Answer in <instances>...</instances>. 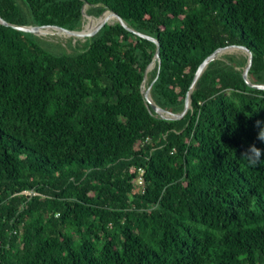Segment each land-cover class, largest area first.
Masks as SVG:
<instances>
[{"label": "trees", "instance_id": "obj_1", "mask_svg": "<svg viewBox=\"0 0 264 264\" xmlns=\"http://www.w3.org/2000/svg\"><path fill=\"white\" fill-rule=\"evenodd\" d=\"M87 5L92 32L115 23L83 51L0 23V264H264V161L242 157L264 160L248 56L213 61L186 116L163 119L142 92L157 45L110 12L159 41L151 96L180 114L220 48H248L264 84V0H0V16L82 38Z\"/></svg>", "mask_w": 264, "mask_h": 264}, {"label": "water", "instance_id": "obj_2", "mask_svg": "<svg viewBox=\"0 0 264 264\" xmlns=\"http://www.w3.org/2000/svg\"><path fill=\"white\" fill-rule=\"evenodd\" d=\"M112 13L115 15V17L117 18V22L120 23L121 25H123L125 28H127L128 30L136 33L137 35L145 38V39H148L154 43H156L157 45V51H156V54H155V57H154V60L152 62V64L147 68L146 70V74H145V78H144V81H143V84H142V92L144 94V97L146 99V102L148 103V105L159 115V117L163 118V119H167V120H180L182 118H184L186 116V114L192 109V93L199 81V79L201 78V76L203 75V73L205 72V70L208 68V66L215 60H218L223 52L225 50H228L230 48H236V49H240V50H243L245 51V53L247 54L248 56V63H247V66L244 68V73H243V77L244 79L246 80V82L248 83V85L254 89H257V90H264V84H253L251 81H250V78H249V72H250V69H251V66H252V63H253V54L251 53V51L244 47V46H237V45H233V46H228V47H225V48H220L218 50H216L211 56H209L202 64L201 66L199 67L196 75H195V78H194V81L191 85V88H190V91L187 95V98H186V102H185V108L183 110V112H181L180 114H175V113H171L169 111H166L164 110L163 108H161L160 106H158L152 96H151V89H152V85L147 89L146 88V82H147V78H148V75H149V71H150V68L153 64H161V56H160V43L157 39L153 38V37H150L146 34H143V33H140V32H137L135 31L134 29L130 28L126 22L115 12L112 11ZM86 14V8L83 10V16H85ZM0 23L5 25V26H10L16 30H19V31H23V32H28V33H32V34H35V35H40V30L41 29H44V28H56L58 30H60L61 32H66V33H69V34H73V33H80V31H70V30H67L65 28H62V27H58V26H18V25H12L8 22H6L1 16H0ZM106 24H110L109 22H105L103 24H101L94 32H92L91 34L88 35L89 38L93 37L96 33H98L101 28L106 25ZM114 24V23H113Z\"/></svg>", "mask_w": 264, "mask_h": 264}, {"label": "rangeland", "instance_id": "obj_3", "mask_svg": "<svg viewBox=\"0 0 264 264\" xmlns=\"http://www.w3.org/2000/svg\"><path fill=\"white\" fill-rule=\"evenodd\" d=\"M89 9V6L87 5L86 6V14L88 15V16H91V15H89L88 13H87V10ZM110 11V10H109ZM102 16V15H101ZM101 16H91V17H94V18H100ZM117 22V21H116ZM110 24H113V23H115V22H113V23H111V22H109ZM87 26H91V24H86ZM85 26V20H83V24H82V28H81V31H84V27ZM92 29V26H91V28L90 27H88V30H91ZM78 34H80V33H73L70 37L69 36H65V35H63V34H61V33H59V31L58 32H56V33H54V34H46V35H44V34H40L39 36L40 37H43V38H45V39H48L49 41H51V42H54V43H59V44H62V46L63 47H65L66 49H67V51L69 52V53H72L73 52V50L70 48V46H72L73 48H76V50L77 51H83L85 48H86V44H87V42L89 41V37H88V35L86 34V36L85 37H82V38H76V36L78 35ZM63 35V36H62ZM74 36V37H73ZM238 50H240V49H238ZM225 55H237V56H239V57H241V56H247V54L245 53V51H243V50H240V52H230V53H228V54H224V55H222V56H225ZM221 56V57H222ZM154 69H155V67H154ZM153 69V70H154ZM152 70V71H153ZM151 71V72H152ZM150 72V73H151ZM149 79H150V75H148V78H147V82H146V88L148 89L149 88Z\"/></svg>", "mask_w": 264, "mask_h": 264}, {"label": "clouds", "instance_id": "obj_4", "mask_svg": "<svg viewBox=\"0 0 264 264\" xmlns=\"http://www.w3.org/2000/svg\"><path fill=\"white\" fill-rule=\"evenodd\" d=\"M257 124H261V122H257ZM264 127L261 128V131L258 134V139L261 140L262 142H264ZM261 155L262 152L260 149H257L255 146H251L250 149L248 151H246L243 154V158H245L246 160H248L249 164L251 166H256L258 163H261L264 160H261Z\"/></svg>", "mask_w": 264, "mask_h": 264}, {"label": "bare ground", "instance_id": "obj_5", "mask_svg": "<svg viewBox=\"0 0 264 264\" xmlns=\"http://www.w3.org/2000/svg\"><path fill=\"white\" fill-rule=\"evenodd\" d=\"M111 13H112V11H110ZM112 15H113V17L116 19V21H117V18L115 17V15L112 13ZM84 20H85V28H84V31H82L84 34H83V37H85L86 36V34L87 35H89V34H91L92 33V29L91 30H88V27H90V26H87L86 24H91L90 23V18H89V16L87 15V14H85V16H84ZM48 30H51V31H54V32H58V31H60V30H58V29H56V28H44V29H41L40 30V34H51L52 35V33L51 32H49ZM60 33V32H59ZM86 33V34H85ZM62 34V33H61ZM72 34H70L69 35V37L71 36ZM63 36V35H62ZM74 37V36H73ZM77 37V36H76ZM230 49H232V50H230ZM230 49H228V50H225L224 52H235V51H233V50H236L237 52H240V50H238V49H236V48H230ZM154 67H155V64H153L152 66H151V68H150V71H149V73L154 69Z\"/></svg>", "mask_w": 264, "mask_h": 264}, {"label": "built area", "instance_id": "obj_6", "mask_svg": "<svg viewBox=\"0 0 264 264\" xmlns=\"http://www.w3.org/2000/svg\"><path fill=\"white\" fill-rule=\"evenodd\" d=\"M140 172H141V173H140V175L138 176L136 183H137V185H138L140 188L144 189V188H145V179H144V177H143L144 170L141 169ZM27 194H28V195H35V194L32 193V192H27Z\"/></svg>", "mask_w": 264, "mask_h": 264}]
</instances>
